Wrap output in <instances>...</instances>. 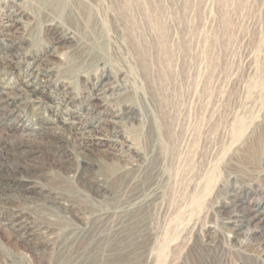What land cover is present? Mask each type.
Instances as JSON below:
<instances>
[{"label": "rangeland", "instance_id": "obj_1", "mask_svg": "<svg viewBox=\"0 0 264 264\" xmlns=\"http://www.w3.org/2000/svg\"><path fill=\"white\" fill-rule=\"evenodd\" d=\"M97 1L96 44L0 0L22 53L0 99L31 61L47 80L34 111L0 106V264H264V216L235 207L264 206V0Z\"/></svg>", "mask_w": 264, "mask_h": 264}, {"label": "bare ground", "instance_id": "obj_2", "mask_svg": "<svg viewBox=\"0 0 264 264\" xmlns=\"http://www.w3.org/2000/svg\"><path fill=\"white\" fill-rule=\"evenodd\" d=\"M37 9L38 14L40 17L44 16L43 11L47 12L49 16L53 17V19H60L67 22L71 27H73L78 33H80L82 36H93L95 39V43L97 44V41L103 40L104 34L106 32L105 24H107V19H104L105 22L102 23L101 27L99 28L96 16H98L99 10V1L97 0H31ZM46 15V14H45ZM7 18H10L11 25L8 27L18 28L17 24L23 22L24 20V14L21 12H17L14 14H10L7 16ZM9 20V21H10ZM13 21V24H12ZM8 30V29H7ZM5 37H9L10 35L5 34ZM84 38V37H83ZM63 42L62 38H56L54 40V44L58 45ZM5 44L1 48V57L3 58L0 60V76L1 75H7V71H12L14 66H16L18 57L16 56L18 53V50L21 49V46L18 45V43H12ZM10 47H15L17 50L16 54H13V52H7V49ZM97 49L99 52H103L105 50L104 45H97V47L89 48L87 51H85L86 54H93V50ZM22 54V53H20ZM40 60V59H39ZM2 61V62H1ZM43 61V60H42ZM31 66L33 68L31 69V72H29L28 77L25 78L20 83V90L17 96L15 97H9V99H0V102L3 103L0 106L2 108H10L11 115H15L17 110L20 108V106H30L31 111H34V108L37 103L41 102V95L43 87H45L47 80L43 81L44 84H38V80L40 76H45L44 71L41 69V66L39 65V61H31ZM78 68L77 65H74L72 67V70H75ZM30 71V68H29ZM47 71V70H46ZM41 76V77H42ZM8 83H5L3 79H0V96L5 95L4 89L11 87L10 85H7ZM101 91V90H100ZM102 95V94H101ZM98 96V95H97ZM98 97L93 98L92 100H96ZM135 98L132 97V100ZM16 100V101H15ZM130 116L128 117L129 120L136 122L138 121L137 114L133 111L130 112ZM4 117V116H2ZM18 117V116H17ZM60 123H63V120H60L59 118H56ZM1 121V119H0ZM100 123H104V121H101ZM89 124H86L87 126ZM78 127L83 128L84 125H78ZM143 127V126H142ZM34 129V127H31ZM94 128L96 126L90 127L88 130L84 131L83 135L87 136L89 138H96L95 134L97 132H93ZM36 129V128H35ZM38 129V128H37ZM143 129V128H141ZM42 131H45L47 129L42 128ZM97 131V130H96ZM264 129L262 132H259L257 134V142L259 144H262L264 142V136H263ZM154 132L149 130L144 132V130H139L134 132L133 136L136 140L139 138H143L146 141H152L154 140ZM103 138V137H102ZM100 139V138H98ZM143 140V141H144ZM137 142V141H136ZM149 144V143H147ZM248 157V156H247ZM27 188V187H26ZM28 189H32V187H29ZM246 198L240 197L237 198L235 201L236 205L235 207L240 210V218H242L245 221L253 222V221H262V217L264 216V206H261L258 209H254L252 207H244V203L246 202ZM242 216V217H241Z\"/></svg>", "mask_w": 264, "mask_h": 264}]
</instances>
